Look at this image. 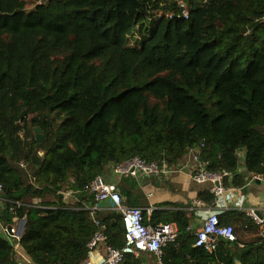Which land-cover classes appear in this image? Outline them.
Returning <instances> with one entry per match:
<instances>
[{
    "label": "trees",
    "instance_id": "trees-1",
    "mask_svg": "<svg viewBox=\"0 0 264 264\" xmlns=\"http://www.w3.org/2000/svg\"><path fill=\"white\" fill-rule=\"evenodd\" d=\"M200 144L209 171L232 174L225 187L245 185L242 166L264 179V0H0V185L25 222L19 251L0 232V264H81L97 231L90 182L134 156L180 165ZM117 184L134 199L135 179ZM187 214L144 213L177 230L162 264H264L260 237L194 248ZM230 215L244 217L223 212L220 224ZM96 221L107 247L124 245L117 211Z\"/></svg>",
    "mask_w": 264,
    "mask_h": 264
},
{
    "label": "built area",
    "instance_id": "built-area-1",
    "mask_svg": "<svg viewBox=\"0 0 264 264\" xmlns=\"http://www.w3.org/2000/svg\"><path fill=\"white\" fill-rule=\"evenodd\" d=\"M182 15L186 18L187 11L185 5L179 2ZM21 136V135H20ZM203 144L196 148L188 150L190 160L192 161L190 178L197 184H208V192L213 198H219L226 190L224 182L226 179H231L232 174L226 170L219 172H211L206 166L207 163L200 158V150L203 148ZM237 156L241 159V164L244 162V155L241 151L237 152ZM183 166L181 165L179 169ZM178 169V166L170 167L164 161L147 163L139 156H134L127 159L120 164L111 165L109 168L110 176H96L88 185L86 190L93 195L94 202L93 207H87L91 216L96 218L97 213L100 211L99 205L105 202L111 204L110 210L117 211L121 217V223L124 228V245L121 248L106 247V254L103 264H121L124 261L125 256L132 255L137 257L140 253H151L157 259V264H162L160 261L161 250L168 242H173L177 237V230L172 224H158L152 226L144 223L145 215H150L153 211L152 207L140 208L129 207L124 204V200L121 197L118 189L117 182H114L111 178H132L137 180L140 175L146 177L161 178L167 176L171 172ZM244 171V167H239L237 173ZM113 175V176H111ZM252 180H260L259 176L252 175ZM69 196L70 193L64 194ZM194 204L197 206H203L204 203L200 200H195ZM22 204L18 202L5 205V199L3 197V187L0 185V232H2L7 238L8 242L19 251V231L24 219L17 218L15 216V209L19 208ZM6 214L11 215L12 224L9 225L5 221V218H1V210H4ZM247 215L253 223L260 227L259 237L264 240V221L258 217L254 210H249ZM96 233L91 240L87 243V254L81 264H99L92 260L93 253L97 249L100 243H104L106 238L104 235L105 227L97 222ZM219 241L227 243H234L237 241L235 230L230 225H221L216 213L209 214L202 222L201 228L195 232V241L193 243L194 248H203L208 252H213ZM24 258V257H23Z\"/></svg>",
    "mask_w": 264,
    "mask_h": 264
},
{
    "label": "crops",
    "instance_id": "crops-1",
    "mask_svg": "<svg viewBox=\"0 0 264 264\" xmlns=\"http://www.w3.org/2000/svg\"><path fill=\"white\" fill-rule=\"evenodd\" d=\"M244 155V152L241 151ZM183 166L179 169L180 166ZM192 161L189 154L183 160L182 164L177 165L178 169L171 172L167 176L161 178L146 177L140 175L137 182V188L133 191L134 199L128 200L124 197V204L129 206L134 204L140 208L152 207L153 212L166 214L168 212L184 210L188 214L190 227L192 231L197 232L202 225L203 220L211 213H216L220 216L223 212H241L245 218H249L247 212L254 210L258 217L264 221V179L252 180L250 174L242 175L245 178V185L242 188L226 187L225 192L219 198H213L210 203H205L199 199V194L204 191L208 192V184H197L190 178ZM239 168V167H238ZM110 176V174H106ZM105 175V176H106ZM113 176V175H111ZM114 182L119 183V179L111 178ZM232 179V178H231ZM231 179H226L230 182ZM224 182V185H225ZM209 193V192H208ZM210 194V193H209ZM123 197V196H122ZM213 197V196H212ZM195 200H200L204 203L203 206L194 204ZM111 204L105 202L99 205V213H105L110 209ZM178 206V207H177ZM147 215L146 217H150ZM230 215L225 218L235 230V234L241 242L237 243L238 248L235 246H228L234 252L235 249L241 250L244 248L245 243L253 242L256 237H259L260 227L256 226V230H252L245 224V218ZM105 243H100L93 253L92 260L96 263L103 264L106 254ZM136 258H141L143 264H157L156 257L151 253H140ZM25 264H32L28 259ZM234 264L239 262L234 259Z\"/></svg>",
    "mask_w": 264,
    "mask_h": 264
},
{
    "label": "water",
    "instance_id": "water-1",
    "mask_svg": "<svg viewBox=\"0 0 264 264\" xmlns=\"http://www.w3.org/2000/svg\"><path fill=\"white\" fill-rule=\"evenodd\" d=\"M36 131L39 132V129L36 128ZM36 140H37V142H41L43 140V135H38L36 137ZM31 161H32L33 164H36V165H40V163H41V159L39 157H37L36 155H33L31 157ZM95 219L96 218L94 217L93 220H95ZM24 225H25V222L22 221L21 229L20 230H22L24 228ZM19 235H21V231H19Z\"/></svg>",
    "mask_w": 264,
    "mask_h": 264
},
{
    "label": "rangeland",
    "instance_id": "rangeland-1",
    "mask_svg": "<svg viewBox=\"0 0 264 264\" xmlns=\"http://www.w3.org/2000/svg\"><path fill=\"white\" fill-rule=\"evenodd\" d=\"M212 113H215V110H213ZM32 133H33V135H34L35 137H37L38 135H42L40 132L36 131V129H34V130L32 131ZM35 155L41 159L43 153H42V151H41L40 149H38L37 152L35 153ZM22 164H23L24 170H26L27 172H29L28 169H27V163H26V162H22ZM109 171H110V170L107 169L105 175H106V174H109ZM244 172H245V169H244ZM31 176H33V175H31ZM106 176H107V175H106ZM49 200H51V199H49Z\"/></svg>",
    "mask_w": 264,
    "mask_h": 264
}]
</instances>
